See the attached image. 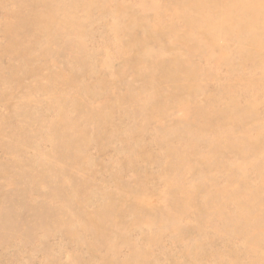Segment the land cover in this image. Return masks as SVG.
<instances>
[{"label": "rangeland", "instance_id": "obj_1", "mask_svg": "<svg viewBox=\"0 0 264 264\" xmlns=\"http://www.w3.org/2000/svg\"><path fill=\"white\" fill-rule=\"evenodd\" d=\"M0 264H264V0H0Z\"/></svg>", "mask_w": 264, "mask_h": 264}]
</instances>
